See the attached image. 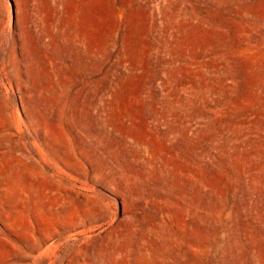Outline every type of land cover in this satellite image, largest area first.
Returning <instances> with one entry per match:
<instances>
[{
    "label": "rangeland",
    "instance_id": "obj_1",
    "mask_svg": "<svg viewBox=\"0 0 264 264\" xmlns=\"http://www.w3.org/2000/svg\"><path fill=\"white\" fill-rule=\"evenodd\" d=\"M0 264H264V0H0Z\"/></svg>",
    "mask_w": 264,
    "mask_h": 264
}]
</instances>
